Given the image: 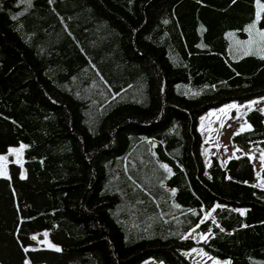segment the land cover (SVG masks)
<instances>
[{
  "label": "trees",
  "instance_id": "1",
  "mask_svg": "<svg viewBox=\"0 0 264 264\" xmlns=\"http://www.w3.org/2000/svg\"><path fill=\"white\" fill-rule=\"evenodd\" d=\"M256 17L257 0H0V153L26 145L0 176V264H30L45 231L63 264H193L196 247L264 264V164L262 186L248 155L207 166L199 130L264 98V54L234 59L227 37ZM246 119L234 144L264 148V111Z\"/></svg>",
  "mask_w": 264,
  "mask_h": 264
},
{
  "label": "rangeland",
  "instance_id": "2",
  "mask_svg": "<svg viewBox=\"0 0 264 264\" xmlns=\"http://www.w3.org/2000/svg\"><path fill=\"white\" fill-rule=\"evenodd\" d=\"M264 5L260 0H257V17L261 16ZM252 21L248 27L247 37L239 36L235 31H229L227 37L229 39V55L238 59L247 54H264V36L261 33L264 29L258 26L257 18ZM257 107L264 111L263 101H250L245 104L231 103L222 105L218 108H213L203 114L200 118L199 130L204 139L203 154L205 163L209 166L211 156L216 155L221 164L226 162L228 158L248 155L251 157L255 174L257 176L256 184L263 185L262 169L264 164V148L260 146H252L244 148L234 144V134L243 131L250 127L246 119V113L249 109ZM26 145L21 143L16 146H11L6 153H0V176H9V164L16 162L24 167V149ZM224 165V164H222ZM211 213L207 212L204 219L211 217ZM42 247H29L27 250L28 260L30 264H63V260L69 258L72 254H65L54 244L48 232L40 237L36 234ZM210 234L199 230L198 227L193 228L188 232L186 237L193 238L195 241H206ZM59 249V250H57ZM186 255L193 264H228V261L220 260L211 256L202 248L196 247L188 250ZM67 256V257H66ZM67 261V260H66ZM65 261V263H67ZM142 264H162L157 263L153 259H147Z\"/></svg>",
  "mask_w": 264,
  "mask_h": 264
},
{
  "label": "crops",
  "instance_id": "3",
  "mask_svg": "<svg viewBox=\"0 0 264 264\" xmlns=\"http://www.w3.org/2000/svg\"><path fill=\"white\" fill-rule=\"evenodd\" d=\"M257 101V100H256ZM258 101H263V98L262 99H259ZM249 103V102H248ZM204 155V154H203ZM205 158V157H204ZM232 158V157H231ZM230 158H228L227 160H226V162L229 160ZM226 162L224 161V162H222V164H224L223 166H225L226 165ZM210 213V212H209ZM211 217H209V218H211V219H215L212 215H210ZM188 234V233H187ZM210 234V233H209ZM210 237V236H209ZM229 263L228 264H230V261H228ZM163 264V263H162Z\"/></svg>",
  "mask_w": 264,
  "mask_h": 264
},
{
  "label": "snow or ice",
  "instance_id": "4",
  "mask_svg": "<svg viewBox=\"0 0 264 264\" xmlns=\"http://www.w3.org/2000/svg\"><path fill=\"white\" fill-rule=\"evenodd\" d=\"M261 7H264V5H262ZM257 18H259V15H258ZM261 36H264V32L261 33ZM236 134H239V133H236ZM165 167H166V166H165ZM33 239H35V237H33ZM57 250H59V249H57Z\"/></svg>",
  "mask_w": 264,
  "mask_h": 264
}]
</instances>
